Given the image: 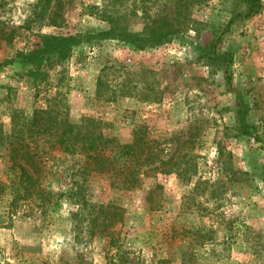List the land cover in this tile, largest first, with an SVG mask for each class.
<instances>
[{"label":"rangeland","instance_id":"rangeland-1","mask_svg":"<svg viewBox=\"0 0 264 264\" xmlns=\"http://www.w3.org/2000/svg\"><path fill=\"white\" fill-rule=\"evenodd\" d=\"M247 9L246 0H0V137H27L37 111L56 110L123 144L141 131L150 164L127 190L111 174L82 172V156L52 150L41 179L52 203L20 200L9 215L10 192L0 204V264H264V0ZM110 22L177 35L145 50L86 44L40 69L18 58L42 35ZM8 148L0 144L4 183ZM76 182L81 208L69 199ZM97 204L120 216L105 225Z\"/></svg>","mask_w":264,"mask_h":264},{"label":"trees","instance_id":"trees-1","mask_svg":"<svg viewBox=\"0 0 264 264\" xmlns=\"http://www.w3.org/2000/svg\"><path fill=\"white\" fill-rule=\"evenodd\" d=\"M248 9L246 17L256 14L260 8V0H246ZM111 26L105 31H88L73 35H42L41 43L33 50L20 53L18 58L24 66L32 69H40L53 62L68 59L73 51L83 45H97L103 40L112 39L134 46L136 49L145 50L170 43L177 35L174 29H157L146 27L143 32L133 33L119 26ZM211 50H203L202 55L209 57ZM45 115H49V122H41ZM244 118V111L241 115ZM241 128L248 131V125L240 119ZM37 127L36 131L28 133L27 137L20 131L10 135L2 133L0 144H8V152L11 164L9 169L10 183L0 181V204L5 201L11 192L13 195L8 201V213L13 215L20 200L38 198L43 205L49 206L51 194L43 187L41 179L46 172V164L51 151L58 148L70 156H82L85 164L82 172L95 170L101 174H111L112 185L122 186L124 189L133 190L141 182L143 167L149 166L144 162V142L136 133L132 143L123 144L116 137L106 136L100 124L92 119H83L76 124L69 118H58L55 111H37L32 120ZM41 122V123H40ZM27 138L29 140H27ZM8 141V142H6ZM146 165V166H145ZM115 178V179H114ZM84 187L76 182L68 191L70 200L81 208L84 204ZM99 214H106L103 223L110 225L120 216V208L108 204H97ZM104 225L103 228L106 229ZM104 229V230H105ZM102 230V231H104Z\"/></svg>","mask_w":264,"mask_h":264}]
</instances>
